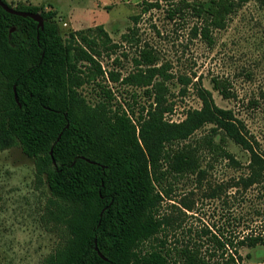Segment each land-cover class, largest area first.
<instances>
[{"label":"trees","instance_id":"1","mask_svg":"<svg viewBox=\"0 0 264 264\" xmlns=\"http://www.w3.org/2000/svg\"><path fill=\"white\" fill-rule=\"evenodd\" d=\"M167 1L171 17L192 9L202 20L195 30L213 44V30L226 27L229 16L249 0ZM15 8L39 13L44 26L0 5V151L19 145L34 159L36 187L46 183L49 188L44 221L59 231L61 242L43 264H243L239 246H264L260 233L235 241L209 227L197 233L211 242L206 253L200 242L171 247L159 237L166 236L159 217L163 196L169 194L165 182L204 174L202 152L234 160L225 146L232 139L250 152V163L248 173L229 187L264 183V158L232 109L217 105L212 91L200 85L201 107L189 108L180 121L169 119V77L147 49L135 58L145 69L122 82L145 87L152 102L138 110L130 103H114L113 91L101 83L106 75L96 46L102 38L108 52L117 44L110 45L102 25L96 37L75 31L65 41L55 10L34 4ZM108 78L120 76L109 71ZM87 83L97 84L103 93L95 104L80 90ZM212 83L223 97L231 96L228 81L213 77ZM207 124H212L209 131L193 138ZM210 196L218 195L213 190Z\"/></svg>","mask_w":264,"mask_h":264},{"label":"rangeland","instance_id":"2","mask_svg":"<svg viewBox=\"0 0 264 264\" xmlns=\"http://www.w3.org/2000/svg\"><path fill=\"white\" fill-rule=\"evenodd\" d=\"M7 2L13 7L34 4L55 10V21L65 41L75 31L96 37L97 27L102 25L112 39L110 45L117 44L111 52L102 44L103 38L97 40L96 46L101 51L98 60L106 75L101 83L113 91L114 103H130L138 110L152 102L145 87L122 82L130 73L145 69L146 65L135 63L140 52H152L157 58L156 66L169 77L167 98L173 106L169 119L180 121L189 108L201 107L197 92L201 85L212 91L217 105L232 109L245 123L253 145L264 158V0H249L232 13L226 27L213 30V44L195 30L202 20L194 16L192 9L171 17V3L167 0ZM109 71L119 73V80H110ZM213 77L229 82L230 97L225 98L213 89ZM80 90L89 103L103 98L95 83H87ZM211 127L207 124L193 138L207 133ZM225 146L234 160L204 151V174L170 177L165 182L169 194L163 196L159 217L165 221L166 236L159 237L171 247L200 242L206 253L211 242L207 236L200 239L197 235L204 227L217 233L221 230L235 241L251 233L264 235V183L248 189L229 187L248 173L250 152L232 139ZM35 174L34 159L19 145L0 151V264H43L45 256L61 242L59 231L45 224V207L51 194L46 183L36 187ZM213 190L217 197L210 196ZM237 249L243 264L264 261L263 245Z\"/></svg>","mask_w":264,"mask_h":264},{"label":"water","instance_id":"3","mask_svg":"<svg viewBox=\"0 0 264 264\" xmlns=\"http://www.w3.org/2000/svg\"><path fill=\"white\" fill-rule=\"evenodd\" d=\"M0 5H1V6H2L7 12H9V13L16 14V15H21V16H24V17H26V16H30V17L34 18L36 21H38V25H39L41 28H43V26H44V22H43V19H42L41 15H40L39 13H33V12H28V11L19 10V9L13 7V6L8 5V4L5 3L3 0H0ZM14 89H15V91H16V87H14ZM15 96H16V99L18 100L16 93H15ZM68 125H69V124H67L66 127H68ZM60 136H61V134L58 136V140L60 139ZM52 153H53V152H52V150H51V154H52ZM89 161L92 162V163H94V161H91V160H89ZM53 162H54V164L56 163L54 160H53ZM95 248H96V250H98V253H99V255H100L101 257L106 258V257L104 256V254H103L101 251H99L98 246H96Z\"/></svg>","mask_w":264,"mask_h":264}]
</instances>
